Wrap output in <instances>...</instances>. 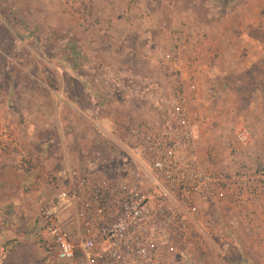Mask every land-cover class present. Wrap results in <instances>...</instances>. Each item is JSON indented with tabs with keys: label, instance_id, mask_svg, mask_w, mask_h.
<instances>
[{
	"label": "rangeland",
	"instance_id": "obj_1",
	"mask_svg": "<svg viewBox=\"0 0 264 264\" xmlns=\"http://www.w3.org/2000/svg\"><path fill=\"white\" fill-rule=\"evenodd\" d=\"M74 1L61 0L66 6L64 9L58 7L57 13L51 3L54 0H0V130H10L38 165L36 170L19 169L13 153L0 150V264H68L48 261L35 237L39 208L54 192L46 183L47 173L67 165L84 169L93 157L98 156L102 172L110 177H127L123 175L117 148L92 128L90 91L108 99L97 110V117L103 120L108 130L114 126L121 131L138 103L143 106L142 114L153 112V106L148 101L143 103L136 100L139 91L147 92L148 89L150 93L165 99L169 87L180 82L165 74L159 65L160 54L168 51L169 33L179 32L180 27L160 30L156 41L130 50L127 57L119 46L117 52L121 57L114 62L110 58L113 55L109 56L113 65L118 67L111 76L107 73L106 59L95 58L97 55L91 54L83 46L80 39L83 34L80 36L79 32L91 33L93 23L84 15L77 19L79 27L76 25L77 20L73 15L79 9L74 6ZM136 1L130 0L133 3ZM174 1L158 0L167 8ZM205 2H209L208 10H205ZM223 2H227L231 9L243 0H188V6L194 8L200 19H205L207 11L215 10ZM48 4L50 9L46 8ZM129 10L127 8L124 13ZM144 16L150 15L146 13ZM84 19L83 24L81 21ZM96 24L102 37H111L112 23L109 19ZM256 32L264 34L259 29ZM188 37L193 42L188 47V56L192 53L197 55L195 81L202 99L199 71H202L204 60L210 66L214 64L216 56L204 59L195 38L190 34ZM126 67L136 69V73L125 76L121 69L125 70ZM189 70L190 67L188 77L183 71V85L191 82ZM243 74V80L237 85H264V62ZM125 77H129L128 81ZM122 79L127 84L124 87L132 89L129 100L119 97L120 94L127 96L123 95L124 90L121 92V85H117ZM233 80L229 79V85H234ZM104 85H107L105 89ZM239 101L229 118L233 134L238 124L246 125L244 122L237 123L239 116L246 115L248 111L246 95ZM199 107L205 115L207 107L203 103ZM211 125H214L211 120L205 122V129ZM204 153L217 159L222 156L214 145L208 146ZM230 219V215H223L222 223H214L215 232L211 236L203 234L181 245V253L177 255L175 264L264 262V259L257 258L259 250L255 249L261 245L264 247V237L256 221L253 222L254 227L250 223L231 224ZM261 221L264 222V215ZM228 239L232 245L229 251H225L222 246Z\"/></svg>",
	"mask_w": 264,
	"mask_h": 264
},
{
	"label": "built area",
	"instance_id": "obj_2",
	"mask_svg": "<svg viewBox=\"0 0 264 264\" xmlns=\"http://www.w3.org/2000/svg\"><path fill=\"white\" fill-rule=\"evenodd\" d=\"M169 37L159 65L180 82L165 99L148 89L136 95L153 112L142 114L138 103L121 131L108 130L95 110L90 114L95 133L117 148L127 177L102 172L98 156L84 169L67 165L46 174L54 192L39 208L35 237L48 261L175 264L181 245L215 232L211 209L230 215L231 223L252 226L264 200V161L252 149L251 131L238 124L235 144L219 159L202 153L197 55L188 56L193 42L184 30ZM188 67L191 82L183 85ZM0 150L13 153L19 169L38 168L10 130H0ZM231 245L228 239L222 248Z\"/></svg>",
	"mask_w": 264,
	"mask_h": 264
},
{
	"label": "crops",
	"instance_id": "obj_3",
	"mask_svg": "<svg viewBox=\"0 0 264 264\" xmlns=\"http://www.w3.org/2000/svg\"><path fill=\"white\" fill-rule=\"evenodd\" d=\"M138 1L133 3L130 0H75L74 6L79 9L73 15L75 19L87 15L93 23L91 33H83V30L79 32L80 36L83 34L80 39L84 48L97 55L95 58L104 57L110 64L106 63L107 73L112 76L118 68L113 65L114 60L121 57L117 52L119 46L122 47L123 55L126 54L127 57L130 50L156 41L160 30L167 31L180 27V31L184 30L195 38L196 46L201 47L204 59L211 55L216 56L213 65L207 66V61L204 60L202 71H199L203 88L201 100L207 107L205 122L211 120V124L214 123L210 128L205 129V123L198 127L202 153L208 146L214 145L215 150L219 149L222 156H225L230 146L235 144L229 118L234 108L239 105L240 98L246 95L248 111L246 115L239 116L237 123L244 122L250 128L254 138L252 149L264 161V85H237L243 80L244 72L264 62V34L256 32L258 29L264 31V0H243L235 8L228 7L224 12H220V7L216 6L215 10L207 11L205 19H200L194 8L188 6V0H175L169 8L160 4L158 0ZM51 3L56 7L57 13L61 6L63 9L66 6L61 0H54ZM205 6H209V2H205ZM46 8L50 9L49 4ZM127 8L130 10L125 14L124 10ZM146 13L150 16H144ZM106 19L112 23L111 37H102L96 24ZM76 25L78 26V20ZM80 53L83 54L81 51ZM133 69L126 67L125 70L121 69V73L130 76L136 73V69ZM125 78L128 81L129 77ZM230 78L234 79V85H229ZM125 80L122 79L117 85H121V92L124 90L126 94L123 91V95L127 96L120 94L119 97L129 100L132 89L124 87L127 85ZM103 87L105 89L107 85ZM90 92L92 105L90 109L95 110L98 115L97 110L101 109L108 99L99 96L97 92ZM211 98L213 101L210 102ZM210 110L212 112H208ZM263 215L264 200L261 201L260 208L256 210L254 216L258 230L264 237V222L261 221ZM261 246L255 249L259 250L257 258L263 260L264 247ZM230 249L231 246L224 250ZM253 264H258L257 260Z\"/></svg>",
	"mask_w": 264,
	"mask_h": 264
},
{
	"label": "trees",
	"instance_id": "obj_4",
	"mask_svg": "<svg viewBox=\"0 0 264 264\" xmlns=\"http://www.w3.org/2000/svg\"><path fill=\"white\" fill-rule=\"evenodd\" d=\"M219 7H220V12H224L226 10V8H228V4H227V2H223L222 5H220ZM205 10H208V6H206ZM210 212L212 213L211 215L213 216V218L215 219L216 222H220V223L223 222L222 219H223V215L225 216V214H226L225 212L220 211V210H215V209H211ZM231 224H234V223H231ZM38 243H39V241H38ZM237 246H239V245L237 244Z\"/></svg>",
	"mask_w": 264,
	"mask_h": 264
}]
</instances>
